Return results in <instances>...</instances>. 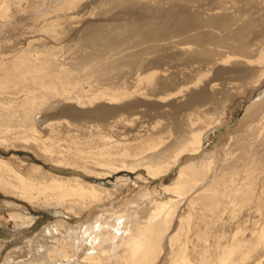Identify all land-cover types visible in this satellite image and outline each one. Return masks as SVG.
I'll return each mask as SVG.
<instances>
[{
  "label": "bare ground",
  "instance_id": "1",
  "mask_svg": "<svg viewBox=\"0 0 264 264\" xmlns=\"http://www.w3.org/2000/svg\"><path fill=\"white\" fill-rule=\"evenodd\" d=\"M86 1L52 0L47 11H49L48 13H61L60 11L63 10L71 12V10L85 4ZM121 1L124 6L121 15L139 18L138 15L141 14L138 11H146L152 16L160 15L162 23L153 22L152 25L145 26L146 28L140 27L135 22H128L125 26L107 24L101 28H96L94 20H85L84 17L65 25L62 22L57 23L64 26H62L64 29L62 28L61 31L64 36L68 32L71 36L78 37L77 41L68 47V52L71 55L75 54V61L71 64L76 69L71 66L73 70L70 72L71 76H68L62 69L68 64L63 60L55 59L53 54L51 57L48 55V57L47 54L40 55L39 53L35 59L31 57L33 60L30 59V61L32 60L34 63L31 62L32 66H27V69L26 63L28 62L23 59L26 56L22 59L18 58L14 62L10 61L9 64L4 60L0 61V91L3 92L10 82L16 81V85L20 88L13 89L11 93L17 94L25 90L29 92L26 95L28 97L32 90L40 87L41 84L42 86L48 84L52 79H56L60 83H75L74 80L76 79L88 84H101L117 80L121 71H118L115 66L126 59L133 61L137 56L135 46L128 47L130 43L135 44L136 41L149 34L156 38L161 36H166V39L168 36L178 38L177 40H170L166 45L171 48L168 50L176 59L177 66L182 65L184 67L181 72L183 77L178 72L171 70L173 68L171 63L165 61L166 58H169V52L165 45V49L163 50L161 47V52L155 56V59H151L152 62L158 61L156 64L161 71H143L141 73L142 70L140 69V74L137 75L133 84L124 88L122 97L113 96L107 99L108 102L96 101V99H80L77 102L79 105L61 103L51 107L50 110L48 109L38 121L39 127L46 125L48 121L51 122L47 113L52 111L51 116L55 117L54 121L51 118L53 122L44 126L45 128L49 126L57 128L56 130H61L60 127L66 126L77 128L80 122H89L90 119L95 118L98 123L104 126L108 124L106 121L112 116L133 115L134 111L137 112V110H140L146 117H150L149 120H153L152 123L156 119L162 120L160 129L149 131L148 140H145L146 137L138 136L139 138H136L135 135L137 134L135 133V140H142V144L135 147L138 153L134 162L127 160L113 166H110V163L108 165L110 167L97 169V173L100 174L90 178L94 181L90 184L78 178L71 179V177L67 181H59L54 179L58 177L53 173L42 170L41 166L32 167L31 170L34 175H31L30 178L33 179L29 180L15 172L8 163L0 160V189L6 193L15 194L19 198L22 197L30 203L36 201L42 205L57 204L64 206L65 203L73 204V199L77 198L80 201L75 202L74 207L78 210L76 214L78 216L79 214L83 215L94 205H105L112 202L113 211L111 213L106 211L107 215L105 213L98 217L95 216V219L88 221L84 226L80 225L73 228L60 221L51 229L45 228L40 239L31 240L28 251L36 253L42 264H165L168 263V256L176 258L178 255L179 257L182 256L183 249L181 250V246H176L178 249L175 248L174 243L177 242L174 240L177 235L176 229L180 228L182 214L185 213L186 209L184 207L187 204L182 208L179 205L180 202H174L175 206L172 210L168 207V210L165 211V205H163L160 211H148L146 207H140L137 202L127 200L121 205V200L116 201L118 195L126 188L128 189L130 184L129 177L118 174L127 173L130 164V168L135 165L132 170L142 167L146 169L150 178L162 179L173 169L179 167L184 157L189 158L192 162L180 168L179 178L185 173L191 178H204L202 185L196 186L198 188L194 189L198 192H196V198H190L188 203L198 204L202 210L211 214L212 218L208 220L205 216L203 217V214L194 216L196 217L195 225L203 224L207 230H213L214 225L217 228L218 221L224 219V215H222L224 206L231 201H229L231 196L228 199L226 197V192L232 184L231 181H235L238 175H244L245 171L256 178L260 177V174L261 177L264 175V0H162L167 5L165 8L161 7L162 11H159L158 8L151 11L147 4L139 3L137 0ZM4 2L5 0H2V4ZM101 2L103 4L100 5L98 12L92 11L93 9L90 12L94 15H114V5H111L109 0H101ZM2 4L0 3V5ZM177 8H179L178 13L183 16L176 19L175 15L173 19L171 15ZM95 9L98 10V6ZM2 14L4 13L2 12ZM2 14L0 15L2 16ZM51 15L52 13L47 18ZM59 16L61 15L59 14ZM56 18L58 17L56 16ZM2 19L0 20V41H3L6 33H11V31L17 30L19 35L22 33L20 28L25 24L26 18L22 16L21 12L17 10L11 19L5 21ZM68 20L70 19L68 18ZM195 28L197 31L193 32ZM81 43L82 46L79 47ZM35 45L40 47V41L37 43L31 41L27 46L28 49H24L27 51L26 54ZM85 45L87 47L91 45L95 52L89 53ZM78 47L83 48L82 52L78 51ZM51 51L54 52L52 49ZM164 51L168 52L167 56H165ZM2 56L5 58L4 55ZM69 58L70 56L65 59L68 60ZM194 63H197V67L192 68ZM165 66H168L167 75L164 72ZM231 87L236 89L235 93ZM253 89L257 93L255 99L243 107L241 129L230 137L226 148L224 146L220 152L217 150L212 153H205L204 146L210 132L223 123L227 103H234L239 91L245 97V94L246 96L249 95ZM96 98L99 100V96ZM118 100L121 102L118 103ZM208 103L209 106H207ZM66 115L71 118H64ZM92 127L90 126V128ZM26 141V148L36 154L40 147L37 140L32 137ZM38 155L40 154L38 153ZM248 176L250 177V175ZM40 178H45L46 182L38 191L39 194L33 196L32 189L34 192ZM32 180H36L37 184L33 183ZM191 184L188 186L190 189L195 186V184ZM205 187L206 189H204ZM172 188L175 186L165 187V190L169 191ZM49 192L51 196L48 194ZM143 195L138 193L135 197L141 199ZM176 195L178 196V194ZM235 196L232 197L235 198ZM152 198L151 196L149 199ZM158 198L150 203L161 202ZM258 198L260 199V197ZM84 199H88V201H84ZM244 201L245 203L249 201V197L244 198ZM115 206L119 210L115 209ZM246 209L244 208V212ZM229 216L227 218L231 219ZM225 222H222L224 226L227 224ZM198 227L197 225L193 228L194 234L199 237ZM203 231L201 230V232ZM263 236L261 242H263ZM252 237L254 238V235ZM182 239L181 237L179 240L183 241ZM179 242L176 245H179ZM237 242L241 241L237 240ZM196 243L201 242L197 241ZM258 244L249 245L257 246ZM194 245L196 246V244ZM242 246L241 244H234L231 249L228 247L229 249L227 248L228 250L225 251L224 247L223 250L213 249L214 251L210 254L202 253L200 259L203 264H212L214 260L215 264H228L229 261L227 260L233 258L231 257L232 254L238 253L240 257L242 256L245 249ZM203 249L205 248L203 247ZM186 250L190 251L186 248L185 252ZM192 253L194 254L195 251ZM244 256L245 254L242 257ZM187 259L183 260L187 261ZM237 260L236 262H238ZM170 263H173L172 260ZM183 263L187 264L188 261Z\"/></svg>",
  "mask_w": 264,
  "mask_h": 264
},
{
  "label": "rangeland",
  "instance_id": "2",
  "mask_svg": "<svg viewBox=\"0 0 264 264\" xmlns=\"http://www.w3.org/2000/svg\"><path fill=\"white\" fill-rule=\"evenodd\" d=\"M45 1L46 0H9L8 2V0H5V2L2 4V0H0V3L2 4L0 5V14H2V12L4 13L2 14V16L0 15V20L1 18H3L2 21L11 19L14 16L15 12H17V10L21 12L22 16L26 18V22H24L25 24L20 28L22 31L20 35L18 34L19 32L17 30H14L11 31V33H6V35L2 39L3 41H0V61L4 60L9 64L10 61L14 62L18 60V58L22 59V57L26 56L23 59L25 60V62H30V65L26 63L27 69V66H32V63H34V61L32 60L35 59V56L37 54H47L46 56L49 55L50 57L51 54H53L55 59L61 61L63 60L68 64L62 69L68 76H71L70 72H73L71 68V66L73 67V65L71 63L75 61V54L71 55L68 52V47L72 46L77 41L78 37L76 38L74 36H71L68 32L64 36V33L62 34L61 32L64 29L63 25L70 22H75L82 17H84L85 20H94L93 22H95L96 28H101L102 26H105L107 24H112L115 26H125L128 22H135L140 27L146 28L145 26H150L153 22H158L159 24L162 23L160 15L152 16V14L146 11H138L141 14L138 15L139 18H132L121 15L123 11L122 9L124 8L121 0H109L110 4L114 5L115 12L114 15L110 14L108 16L101 14L94 15L90 12L92 9V11L95 12H98L100 10V5L103 4L101 0H87L85 4H82L83 6L81 5L82 7L79 6L77 9L71 10V12L69 10V12L67 10H63L60 11L61 13H48L49 11H47V9L49 10V6L52 0H47L46 3ZM137 1L139 3L147 4L151 11L157 10V8L159 11H162V6L163 8L167 7V5H165L162 0ZM6 3L7 5H5ZM96 6H98V10L95 9ZM178 9L179 8L175 9L173 14L171 15L173 19L175 15L176 19H179V16H183L181 13H178ZM45 11L47 12L45 13ZM62 12L63 14L64 12H66L65 14L67 15H63ZM51 13V17L47 18V16ZM88 13L90 14L88 15ZM59 14L61 16H59ZM3 15L5 16V18ZM44 15L46 16V18L44 17ZM54 15L55 17H53ZM56 16L61 19L56 18ZM42 17H44L45 19ZM68 18L70 20H68ZM59 22H62L63 25H58L57 23ZM196 31L197 30L195 28L193 32ZM129 38L131 39V37ZM129 38L127 39L129 40ZM170 38V36H168L167 39L166 36L156 38L149 34L147 36H144L143 39L141 38L139 41H136L135 44L130 43L128 47L132 45L133 47L135 46L134 49L137 51V56L133 61H131L130 59H126L115 66L117 67L118 71H121V74L120 77L114 81H108L101 84H88L85 81L76 79L74 80L75 83H60L58 80L52 79V81L48 84H43V86L41 84L40 87L32 90L30 92L31 94L28 97L26 95L29 92L25 90H22L17 94L11 93V91H13V89H16L18 85H16V81L10 82L7 85L6 89L3 90V92L0 91V160H2V162L5 161V163H8V165H10L15 172L29 180L33 179L30 177L31 175H34L31 170L32 167L41 166V169L43 168L42 170L49 171L56 177H58L54 179H58L59 181H67L68 179H70L69 177H71V179L78 178L83 182L90 184L94 183V181H92L90 178L99 176L100 174L97 173V169H103L104 167L121 164V162L123 163L127 160L134 162V159L136 158L138 153L135 147L136 145L142 144V140L137 139L136 141L135 139L139 136L142 138L146 137L145 140H148L149 131H156L160 129L163 123L162 120L158 121V119H156L152 123L153 120H149L150 117H146L140 110H137V112L134 111L133 115L124 114L123 116L119 117L112 116L108 121H106L108 124L104 126L98 123L97 119L95 118L90 119L89 122H80L77 128L73 126V128H71V126L60 127L61 130H56L57 128H53L52 126L45 128L44 126H48L47 124H50L54 121L55 117L51 116L52 111H49L50 113H47L48 118L51 120V122L48 121L49 123L47 122L46 125L39 127L38 121L40 119V116L45 114L48 109L50 110L51 107H55L57 105H60L61 103L77 105V102H79L78 100L80 99H96V101L101 100L108 102L109 100L107 99L112 98L113 96H115L116 98L122 97V93L123 91H125L124 88L133 84L137 75L140 74V69L142 70L141 73L143 71H161L160 67H158V65L156 64V62L158 61L152 62L151 59H155V56L161 52V47L164 50V46L166 44L168 45V42L170 40L178 39L176 37H173L171 39ZM20 41L23 42L21 43ZM29 41L35 43L40 41V47L35 45V47L31 49L28 54H26L27 51L25 50L28 49L27 46L30 43ZM167 45L166 47L167 51L169 52V58H166L165 61L169 64L171 63L173 67L171 70L178 72L179 75L183 77V74L181 72L184 67L182 65L177 66L176 59L172 57V54L168 50L169 46ZM81 46L82 43L79 47ZM51 49L54 52H52ZM82 49L83 48H79L78 51L82 52ZM87 50L89 51V53H91L92 51L95 52V49H93L91 45L87 47ZM168 52L164 51L165 56L168 55ZM2 55H4L5 58ZM27 55L30 57H28ZM69 56L70 58L66 60L65 58ZM30 59L32 60L30 61ZM193 67H197V63H194L192 65V68ZM161 68L163 69V67ZM164 68V72L167 75L169 72L166 70L168 66H165ZM233 88L234 87H231L232 91L235 93L236 89ZM256 93L257 91L253 89L251 90L249 95L246 96L245 94L244 97V94H241V91H239L234 100V103H227V111L223 117V123L210 132V135L208 136V139L204 146L205 153H212L217 150L220 152V150L224 146L225 148L227 147L230 141V137L234 136L237 131L241 129L240 123L244 113L243 107L247 106L248 103L255 99ZM95 96H99V100ZM117 102L120 103L121 101L118 100ZM207 106H209V103L207 104ZM51 118L53 119V121ZM64 118L71 117L66 115V117ZM90 126L93 127L90 128ZM135 133L137 135H135ZM134 135L136 136V138ZM32 137L37 140V143L40 146L36 154H34V151L26 148V140H30V138ZM2 140L5 141L3 142ZM6 144H8L9 146ZM38 153L40 155H38ZM111 159H115L114 162ZM117 159H119L120 162L119 160L117 161ZM213 160H215V157H213ZM191 162L192 161L189 158L184 157L180 166L173 169L167 176L162 179L150 178V176L147 175L148 173L146 169L139 166V168L136 167L137 169L132 170L133 167L135 168V165H132V167L130 168V164L127 169V173L118 174L120 176L129 177L130 184L128 186V189L126 188L118 195L116 201L121 200V205L124 204V201L127 200H129V202H137L140 207H146L148 211H160L163 205H165V211L168 210V207H170V210H172L175 206L174 202H180L181 204L179 203V205L182 208L187 204L184 207L186 209L185 213L182 214V222L179 225L180 228H177L179 231L177 229L176 232L174 231L177 234V237L175 236L174 241L177 243L180 241L179 245H176L177 243H174L175 248H177L176 246L182 247L180 248L181 250L183 249V252L181 253L184 258L181 255L180 256L182 258L178 255V259L176 257L168 256V263L165 264H171V260L173 262L172 264H182L183 262L187 261V264H189L190 262V264H203L200 258L204 253L210 254L217 249L223 250V247L225 251L228 247L231 249V246H233L234 244H241V246L243 245L242 248H245L242 252V256L244 254L245 256H241L242 258L245 259L248 253L250 255L248 254L245 260H241L242 258L240 257V254L238 255V253H234V255L232 254L231 256L233 258H229L227 260L229 261L228 264H241L242 262V264H264V244L262 245V243H264V175H262L261 177L260 174L261 178H256L254 177V175L252 176L251 173H248L246 171L245 173H243L244 175H238L239 178L236 175L237 178H235V181H231L232 184L226 192V197L228 199L229 196L232 197L236 195L235 198H238L235 199L234 197H232L231 199L230 197V203L224 206L222 212V215H224L223 221H218V224L216 225L217 228L214 225L213 228L215 230L210 229L212 230L210 231L207 230L206 226H204L203 224L195 225L196 217L194 216H196L197 214H203V217L205 216V218L208 220L212 218L211 214H209L205 210H202L198 204L196 205L195 203H188L191 199L196 198L198 192L196 190L194 191V189H197L202 185V183L204 182L202 180L204 178H191L190 175L186 173L179 178L181 172L180 168ZM109 164L110 166H108ZM51 169H58L64 172H70L71 174H59L52 171ZM246 174L250 175V177ZM87 175L88 177H86ZM194 180L197 182L195 183ZM232 180H234V178H232ZM177 181L178 183H176ZM32 182L36 184L38 182V184L34 188V192L33 189L32 192L30 190L33 196H37L39 194L38 191L44 186L46 179L40 178L39 181L36 182V180H32ZM191 183L195 184L192 189L188 187ZM255 185H257L258 187ZM168 186H175V188L166 191L165 187ZM204 189H206V187ZM235 190L237 191L235 192ZM138 193L144 194L141 199L135 197ZM48 194L51 196L50 192ZM176 194H178V196ZM239 195L241 196V198ZM151 196L153 198L150 200L149 198ZM246 197H249V201H246L245 203L244 198ZM258 197H260V199ZM21 198L22 197L19 198V196L15 194L6 193L0 189V264H42L38 258V255L36 253H30L28 251V248L31 240L40 239V236L42 235L45 228L51 229V227L55 226L60 221L65 222L70 227L77 228L80 225H86L88 221L93 220V218L95 219V216L98 217L99 215L105 214L106 211L107 213H111L113 211L111 208L112 202H108L105 205H94L83 215L79 214L77 216L76 214L78 213V210L74 207V203L79 202L80 200L75 197V200L73 199L72 201L74 202L73 204L65 203L63 204L64 206L57 204L42 205L40 202L36 203V201L30 203V201ZM157 198L160 199L161 202L150 203ZM84 201H88V199H84ZM244 203L247 205L245 206ZM191 205H194L195 208L193 209L194 206ZM232 205L233 207H231ZM228 206L231 208H229ZM234 208L236 209V211ZM240 208L241 210H239ZM244 208H247L245 212ZM115 209L119 210L117 206H115ZM228 212L230 213L228 214ZM107 213L105 215H107ZM228 216L232 219V221L231 219L227 218ZM227 221L230 222L229 225V222ZM222 222L227 223L225 224V226L227 227H225L224 223ZM197 225L199 226L198 228L200 238L194 234L193 227ZM228 226L230 227L228 228ZM224 228L226 229L224 230ZM201 230L204 231L201 232ZM260 234L262 235L260 236ZM252 235H254V238L256 236V238L258 239H254ZM178 236L180 238L182 237L183 241L179 240L180 238ZM262 236L263 242L260 241ZM231 239L233 244H231ZM235 239L241 242L238 243ZM247 240H249L250 242H248ZM197 241L201 243H196ZM182 244H185L183 245L185 247H183ZM194 244H196V246ZM218 244L219 246H217ZM227 244H229L228 247ZM249 244H258L260 247L258 245L253 246ZM202 245L205 249H203ZM184 248L190 249V251L186 250L185 252ZM193 250L195 251L194 254L192 253L194 252ZM198 250L200 251L199 253ZM248 257L250 260L248 259ZM185 258H188L187 261L183 260ZM236 260L238 262H236ZM215 263L216 262L214 260L212 264Z\"/></svg>",
  "mask_w": 264,
  "mask_h": 264
},
{
  "label": "water",
  "instance_id": "3",
  "mask_svg": "<svg viewBox=\"0 0 264 264\" xmlns=\"http://www.w3.org/2000/svg\"><path fill=\"white\" fill-rule=\"evenodd\" d=\"M52 171H54V172H57V173H59V174H71L70 172H64V171H61V170H58V169H51Z\"/></svg>",
  "mask_w": 264,
  "mask_h": 264
}]
</instances>
